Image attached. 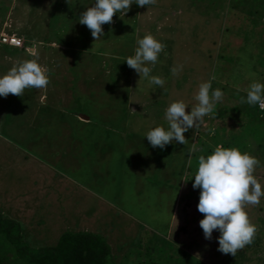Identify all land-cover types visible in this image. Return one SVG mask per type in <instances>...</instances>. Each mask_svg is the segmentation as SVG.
<instances>
[{"label":"rangeland","instance_id":"obj_1","mask_svg":"<svg viewBox=\"0 0 264 264\" xmlns=\"http://www.w3.org/2000/svg\"><path fill=\"white\" fill-rule=\"evenodd\" d=\"M90 2L0 0V38L15 35L21 41L13 46L0 39V74L35 54L47 70L49 81L42 89L28 88L20 96L9 93L0 97V211L21 224L24 239L33 248L53 244L63 230L87 226L94 232L98 225L109 241L126 239L130 244L117 263L111 260L109 264H253L249 258L254 253L245 252L238 263L233 255L218 251V231L213 230L211 239L204 238L198 223L203 214L196 209L199 189H193L191 176L199 156L218 144L234 146L259 161L253 175L264 188V112L256 105L241 103L244 89L253 79L264 83V0H155L139 7L133 3L124 15L114 13L112 21L102 25L104 34L97 40L89 33L88 48L77 40L86 27L77 19ZM145 33L164 45L153 68V74L165 79L163 88L149 87L145 80H138V74L123 61L133 53L136 39ZM174 65L182 67L173 76L169 69ZM207 80L223 96L193 131H186L184 144L189 145L191 131L194 137L189 164L182 168L180 149L176 163L170 162L171 182L159 211L155 210L157 217L150 199L147 201V191L154 193L157 189L141 186L143 176L148 183L160 182L153 171L154 152L159 148L151 147L146 157H136L134 150L130 155L132 167H143L141 179H135L126 158L120 165V170L133 173L134 179L127 178L125 172L123 178L127 182L137 180L135 191L143 202L114 204L119 209L116 215L123 211L131 215L122 221L130 225L131 218L136 217L140 225L124 226L121 231L123 223L116 219L112 224L114 234L100 226L105 218L109 222L110 216L107 204L98 198L108 199L103 182L118 174L110 158L119 157L123 149L120 143L129 151L134 145L150 147L141 136L150 127L165 124L167 106H162L175 99L193 105L199 83ZM142 104L150 105V112L143 111ZM130 105H135L139 113H133ZM155 107L161 118L154 117ZM82 110L99 118L90 134H86L87 127L74 122L75 114L85 115ZM124 117L129 118L127 124L135 121L136 129L143 133L137 130L133 135L126 130ZM118 118L121 122L115 125L124 131L121 140L111 128L99 126L101 121L112 123ZM60 127L71 134H61ZM46 162L50 164V176L43 168ZM183 173L188 191L175 202L173 210L175 189ZM80 180L84 181L82 186L77 182ZM186 196L191 201L185 203ZM260 204H264V197ZM251 211L249 217L256 220L255 210ZM155 224L160 230H169L170 235L158 237L147 231L144 242L139 240L137 231L143 227L152 230Z\"/></svg>","mask_w":264,"mask_h":264},{"label":"clouds","instance_id":"obj_2","mask_svg":"<svg viewBox=\"0 0 264 264\" xmlns=\"http://www.w3.org/2000/svg\"><path fill=\"white\" fill-rule=\"evenodd\" d=\"M155 0H91L90 6L79 13L78 22L90 30L94 41L104 34L102 25L110 23L114 13L136 6H148ZM131 55L123 61L145 80L149 87L163 88L165 79L153 74L158 55L164 45L151 33L139 36ZM181 65L172 66L169 71L174 76ZM47 70L38 63V56L21 59L5 73L0 74V97L9 93L20 96L25 89H42L48 84ZM211 89V91H210ZM241 103L257 105L264 110V83L253 79L244 89ZM220 89H212L211 81H202L191 106L182 99L171 101L165 109V124L150 127L143 135L152 148L164 149L170 142L184 144L183 133L193 128L203 117L213 111L221 100ZM188 107V111H186ZM259 161L255 156L237 147L216 145L208 154L197 158V167L191 176L193 189L198 188L196 209L202 213L198 221L205 239H211L213 230L218 231L217 250L235 256L236 252L252 243L255 225L251 223L245 210L246 205H257L264 197V188L256 176L254 168Z\"/></svg>","mask_w":264,"mask_h":264},{"label":"crops","instance_id":"obj_3","mask_svg":"<svg viewBox=\"0 0 264 264\" xmlns=\"http://www.w3.org/2000/svg\"><path fill=\"white\" fill-rule=\"evenodd\" d=\"M141 106L144 108L143 111H149L150 112V110H149L150 105L148 106L146 104H142ZM166 106H168V102L165 103L162 106V108H165ZM130 107L132 108L133 113L134 112L139 113V109L135 105L134 106L133 105H130ZM154 109H156V107ZM79 111L80 110H78V112ZM81 112H83L85 115H82V114L77 115V114H75V117H74L75 120H74V122L76 124L82 125L81 127L84 128V129L87 127L88 128V132L86 130V134H88V133L90 134V131L89 130L92 131V129L95 126V124H97V123L100 122V121L99 122L96 121V120H99V118H94L90 114H88L87 112H85L83 110ZM157 113H158V110L156 109L154 111V114H153L154 117L156 115L157 118H161L158 115L159 113L158 114ZM129 116H130V114H129ZM121 118H118L120 120L117 119V120L113 121L112 123L110 121H108V122L107 121H101V123L99 124V126H102L104 128L107 127L108 129L111 128L112 132H114L115 135L119 138V140H121L122 139V133L124 131H122V129H121L122 127L121 126L115 125L116 123H120L121 122ZM107 119H108V117H107ZM128 119H129L128 117H124V119H123L124 122H125L124 128H126V130L131 131L133 133V135H135V134L137 135L138 134L137 133V130L138 131H142L139 127L136 129L137 125L135 124L136 123L135 121L134 122L129 121V123L127 124L126 122L128 121ZM100 120H102V119H100ZM131 123H133V124H131ZM111 124H114L115 127L113 125L111 126ZM60 128L64 132L65 127L64 128L60 127ZM70 128L71 127H69V129ZM192 129L193 128H191V130ZM192 131H191V136H188V138L190 139L189 145L187 143L186 144H179V143H176V142H170L168 145H166L167 148H164L163 150H161V149H159V150L155 149V152H154L155 169H153V171H155V174H157L159 176V178H160V182L158 184L148 183V181L146 180L145 176H143L144 177V179H143L144 182H142V185L141 186L144 187V186L149 185L151 189H153V188L154 189H157L156 191H154V193H152V191L151 192L147 191V193L150 194V197L147 198V201L150 199L148 202H150L151 205L153 204L152 205V206H154L153 212H154V216H156V217H157V214H156V211L155 210L159 211L160 204H161V201H162V197L168 191L167 188L169 186V182H171L170 181L171 173H169L170 162L173 161L174 163H176V159H177V156L179 154L180 149L182 150V155H183V158L180 159V161L182 162V164H181L182 168H186L187 165L189 164L188 161H189L190 150H191V148L193 147V144H194V137L192 135ZM66 133L71 134V132L69 130H68V132H64V133L61 132V134H63V135H65ZM142 133H143V131H142ZM183 135L184 136H187L186 132L183 133ZM141 137H143V136H141ZM105 143H106L105 145H107L106 140H105ZM120 144L123 147V149L119 151V157H117V158L111 157L110 158V160L112 159V162H113L112 164H116L114 166L116 167V169L118 171V174H117V176H114V177L109 176L107 178L108 179V182H103L104 183L103 185H104V187L106 188V191H107V192L105 191V196L108 199L98 198V199H101L102 201H104L107 204V206L109 208V216H110L109 217V222L106 221V218H105L104 220H102V223H101L100 226L105 227L106 229L109 228L108 229L109 232H111L113 234L115 233V231H114L115 228L112 227V224H114L115 220L116 219L117 220L120 219V222L123 223L122 224V228H121L122 230L121 231H124L123 228H124V226L125 227L126 226L128 227V225H129L128 222L129 221L128 222H124L122 220H126L127 217L129 218L131 216V215H129L128 212H124V211L121 213L120 216L119 215H116L117 214V211L119 209L117 207H115L114 204L115 203H118V202H130V203H136V204L143 202L139 198L140 197L139 193L135 191V189L138 186L137 180H135L133 182H130L128 180V182H127L123 178L125 176V174H126L127 175V178L134 179V178L131 177V175L133 173L130 174L126 170H124L123 168H122V170H120V167H121L120 165L122 163V160H124V158H126V163L128 164L127 165L128 168L129 169L131 168L132 170L134 169V171L136 173L135 174L136 175V178L135 179H141L142 177L140 176V173L139 172L140 171H143V167H141V165H139V164H137L135 167H132L131 164H133V163H132V160L130 159V155L133 154V150H134L136 157L139 155V157H142L143 158V156L146 157V156L150 155L151 152H152V150H153L151 148V146L148 147V148H144V147L143 148H140L139 146L134 145L132 151L131 150L129 151V150H127L128 147H124L122 143H120ZM108 153H109V151L107 150V152H105V154H103V155L104 156L105 155H108ZM99 157L101 158V154L99 155ZM35 161H37V160H35ZM46 163H47V165L46 166H43V168H46V173L50 176V174H49L50 171H48V169H50V164H48V162H46ZM47 166H49L48 169H47ZM112 168H113V166H112ZM101 169H103V168H101ZM119 171H120V173H119ZM162 171H164L165 173L162 172ZM124 172H125V174H124ZM184 173L182 175H179L180 176L179 177V183H178V185H177V187L175 189V199L172 202V207H173L172 209L173 210L175 208V205H174L175 202H177V200H179L182 196H184V194L188 191V190L185 191V187H186L185 184L186 183L184 182ZM91 174L93 175V172H91ZM87 177H88V175H87ZM35 182H39V181H35ZM77 182H79V184L82 186L83 183H81V182H84V181L83 180L82 181L80 180V181H77ZM127 187L129 188V191H127L128 190ZM89 192H90V194H93L91 188H90ZM118 193H121V194H118ZM189 201H191L190 198H188V196H186L184 198V202L186 203V202H189ZM135 218L134 217L131 218L132 222L130 223V225L133 224V225H135V227H138V225H140V224H139V221L136 220ZM169 224L170 223H168V225ZM93 225H95V223ZM144 228L145 227H143V230L142 229H140L139 231L136 230L137 231V235L139 236V240L142 239L143 242H144V239L147 237L146 236L147 235V231H149L148 234L158 235V237H160L163 234H165L166 236L170 235L169 230L168 231L167 230L166 231H163L164 228H162V230H160L159 229L160 227L158 226V224H155L154 227L152 228V230L151 229H147V228L144 229ZM66 230H69V229H66ZM101 230H100L99 226L97 225L96 231H94V232H92L90 229H87V226L84 227V228L77 227V228L73 229L72 231L91 232V233H94V234H97V235L102 236V238L106 241V243L109 246V249H110V252H111V257H110L111 260L112 261H115V263H117L119 261V257L121 255L123 256V254L126 253V250H128L127 247L129 248L130 247L129 246L130 244L127 243V242H125L126 239H116L115 240L116 242L113 243V240L112 239H110V241L108 240V238H107L108 236L103 231V228ZM117 230H120V229H117ZM116 233H118V232H116ZM122 238H124V236ZM129 238H131V237H129ZM124 245H126V246H124ZM121 250L123 252H121ZM116 259H117V261H116Z\"/></svg>","mask_w":264,"mask_h":264},{"label":"trees","instance_id":"obj_4","mask_svg":"<svg viewBox=\"0 0 264 264\" xmlns=\"http://www.w3.org/2000/svg\"><path fill=\"white\" fill-rule=\"evenodd\" d=\"M84 28V34L78 36L77 40L85 44L84 47L91 48L87 38L90 30ZM257 110L264 112L258 108ZM245 210L256 231L252 243L238 250L234 258L240 263L245 252H251L254 256L249 259L253 264H264V204L259 203L253 208L246 205ZM251 210H255L256 220L249 217ZM3 241H6L7 245ZM110 257L111 252L106 241L102 236L91 232L63 230L53 244L30 247L24 239L21 224L13 218L4 216L0 211V264H109ZM150 263L152 262L137 264ZM219 263L222 264L223 261Z\"/></svg>","mask_w":264,"mask_h":264},{"label":"built area","instance_id":"obj_5","mask_svg":"<svg viewBox=\"0 0 264 264\" xmlns=\"http://www.w3.org/2000/svg\"><path fill=\"white\" fill-rule=\"evenodd\" d=\"M0 39H1L2 43H8V44L13 45V46H19L21 44L20 39H18L15 35L13 36V35H5L4 34V36H2ZM257 108L259 110H262L258 106H257Z\"/></svg>","mask_w":264,"mask_h":264}]
</instances>
